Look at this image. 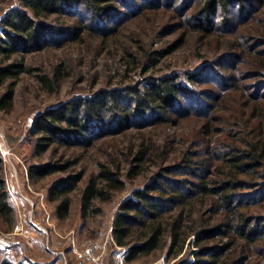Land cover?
Instances as JSON below:
<instances>
[{"label":"rangeland","instance_id":"374dc122","mask_svg":"<svg viewBox=\"0 0 264 264\" xmlns=\"http://www.w3.org/2000/svg\"><path fill=\"white\" fill-rule=\"evenodd\" d=\"M196 2L124 0L121 12L103 24L96 23L90 12L76 6L71 10L72 16L81 18L88 26L79 38L63 39L69 34L56 36L49 46L25 54L26 63L33 68V72L20 76L13 109L8 112L0 110V177L6 182L8 201L14 210L13 224H7L0 218V263L174 264L177 258H167L166 246L133 263L125 261V248L118 246L113 237L114 220L122 201L136 188L153 182L160 172L167 185L178 183L176 188L179 190H185L182 185L184 179L189 186L198 187L199 177L190 173L193 168L183 165L184 156L193 155L198 163L202 161L199 154L211 158L206 154L211 147L243 138L245 130L231 131L228 120L243 118L244 111L251 114L256 102L246 106L245 99L239 95L249 91L255 99L264 93L263 83L256 89H253L254 85L249 89L243 86L258 81L256 77L249 78L255 73L250 70L249 64L238 62L237 69L227 71L222 68L227 59L222 52L228 51L232 41L250 47V51H264V0H244V12L237 5L231 6L226 22L227 14L220 12L212 20L216 33L210 36L198 31L195 28L200 27L198 24L186 25L187 22L198 23V18L192 17ZM20 4L21 0H0V27H3L4 18ZM230 35L232 38L228 40ZM222 36L225 38L221 39ZM170 46L172 52L158 65L151 66L147 62L145 50ZM235 50L238 52V49ZM130 52H134L137 59H131L127 54ZM61 63L65 75L60 83H53V86L44 84L40 77L45 74L54 77V69ZM146 65L150 67L146 69ZM167 75H178L182 79L196 75L193 95L184 97L182 104L177 106L174 124L159 123L150 112L143 117H134L124 127L119 125V118L111 120L108 117L104 130L93 126L95 131L88 138L75 140L70 137L67 140L62 136L65 142H52L47 144L48 149L42 150L39 134H35L36 121L42 114L57 112L77 100L84 102L103 94V91L108 94L118 91L120 101L132 107L125 97L129 86L147 83L149 76L161 78ZM233 77L240 78L238 82L242 83L240 87L243 91L230 92L231 98L221 101V104L215 95L223 87L231 85ZM5 89H0V95ZM80 103L77 101V106ZM202 103L204 106L201 107ZM208 105L213 108L212 120L197 115L183 118L181 115L183 111L208 112ZM84 114L82 108L81 116ZM255 121L251 120L248 132L255 127ZM88 141L94 142L90 146L85 145ZM141 144L153 145L155 152L147 163L141 164L140 175L128 178V172L140 165L133 159ZM218 148L214 155L221 157L223 153L221 147ZM191 151L199 154H192ZM213 161V168L196 165L194 169L198 173L208 170V179L214 178L213 173L218 176L217 171L222 169L223 163L220 158ZM67 163H73V166L65 170L63 165ZM102 166L116 171L120 169L124 187L115 191L108 201L96 200L95 208L100 210L84 217L82 190ZM170 166H173L170 172L164 170ZM35 171H44V174ZM32 172L35 177H31ZM75 173L83 174V179L78 189L70 194L69 214L60 217L57 213L58 201L50 200L51 191L60 179ZM163 181L156 185L161 186ZM255 181L264 180L258 178ZM245 191L248 193L244 195V201L257 202L252 209L264 213V186ZM202 197H198L193 206L195 218L208 211L211 199H215L214 196ZM191 238H188L184 252L195 248ZM255 245V248L248 246L245 249L249 254L248 264H264V240Z\"/></svg>","mask_w":264,"mask_h":264},{"label":"trees","instance_id":"16d2710c","mask_svg":"<svg viewBox=\"0 0 264 264\" xmlns=\"http://www.w3.org/2000/svg\"><path fill=\"white\" fill-rule=\"evenodd\" d=\"M121 2L123 3L124 0H21L20 7L12 10L4 18L3 27H0V89L6 87L4 93L0 95V110L8 112L13 109L20 76L33 72V68L26 63V53L49 46L50 41L56 36L69 34L63 39L79 38L87 29L88 26L81 18L72 16L73 7L79 6L86 9L96 23L103 24L121 12ZM245 2L244 0H197L192 17L198 18V23L185 21L186 25L191 27L198 24L200 27L195 28L206 36H210L216 33L212 20L217 14L226 13L224 21L226 22L230 7L237 5L240 11L244 12ZM71 21L72 24L69 23ZM210 25L212 27H209ZM230 36L228 40H231L232 35ZM223 38L225 36L221 37ZM235 49H238V52ZM250 50V47L232 41L228 45V51L222 52L225 54L224 58H227L222 64L224 70L237 69L236 64L243 62L249 64L250 70L255 72L249 78L256 77L258 81L243 85L246 89L252 85L254 89L264 84V51ZM171 52L172 46L166 49L144 51L146 60L151 66L158 65ZM127 54L131 59H137L134 52ZM227 60H231L228 65L225 64ZM62 65L61 63L55 67L54 77L42 75L40 78L43 83L47 86H53V83L59 84L65 75ZM149 67V65L145 66L146 69ZM195 78L196 75H190L185 79L178 75H167L161 78L149 76L147 83L128 87L125 97L129 99L126 101H130L132 107L120 101L121 95L118 91L112 94L103 91V94L93 96L84 102L77 100L81 102L78 106L76 101L57 112L48 111L42 114L36 121L35 134H39L40 146L42 150H46L49 147L47 144L64 141L62 136H65L67 140H70V137L75 140L85 139L95 131L93 126L104 130L108 117L111 120L119 118L117 120L119 125L124 127L134 117H143L152 113L159 123L174 124L176 121L173 116L176 114L177 106L182 104L184 97L193 95ZM239 79H234L231 85L223 87L221 92L215 95L219 103L230 99V92L242 90ZM239 96L245 99L246 106L256 102V107L251 114L249 111H244L243 118L240 117L235 121L228 120L229 127H232L231 131L245 130L242 133L243 138L235 139L233 143L221 142L207 151L208 156L213 159L220 158L223 163L222 169L217 171L218 176L213 173L215 177L208 179L206 175L208 170L198 173L194 169L196 165L213 168L215 162L197 151H191L192 154L202 156V161L197 163L193 159L194 156L188 154L184 156L182 163L190 169L193 168L190 173L199 177L198 187L189 186L184 179L182 185L185 190H179L176 188L178 183L167 185L160 172L153 182L143 188H136L122 201L115 216L113 237L118 246L125 248L127 263H133L166 246L167 258H177L174 264H248L249 254L245 249L248 246L255 248L256 242L264 240L262 229L264 213L252 209L257 202L251 203L243 199L248 193L244 190L254 191L264 186V181H255L258 178L264 180V93L259 94L255 99L249 91H243ZM202 104L201 107L204 106ZM208 107L210 110L208 112L183 111L181 115L184 116L183 118L197 115L209 121L213 119V108L209 105ZM82 108L85 113L83 116H81ZM252 119L257 120L256 125L252 131L248 132ZM204 134L209 135L208 132ZM92 142L94 141L84 144L90 146ZM218 146L223 153L221 157L214 155V151L219 149ZM154 149L153 145L142 146L141 144L133 159L140 165L134 166L128 172V178L140 175L141 164L147 163L148 159L152 158ZM72 166L73 163H67L63 165V168L67 170ZM172 168L173 166L165 167L164 170L170 172ZM117 170L102 166L99 173L93 174L88 179L82 190L84 217L100 210L95 208L96 200L108 201L115 191L124 187L125 183L120 176L121 171ZM36 173L43 175L44 171ZM35 176L36 174L32 172L31 177ZM82 179L83 174L75 173L60 179L52 189L50 200L58 201L57 213L60 217L69 214L72 201L70 194L78 189ZM162 181L161 186L156 185ZM202 196L210 198L214 196L215 199H211L212 205L208 211L204 214L202 212L201 216L195 218L193 206L196 204V199L203 198ZM8 198L6 182L0 177V218L7 224H13L14 210ZM190 236L193 239L192 246L195 248L191 252H184ZM0 264L11 263L5 261Z\"/></svg>","mask_w":264,"mask_h":264}]
</instances>
